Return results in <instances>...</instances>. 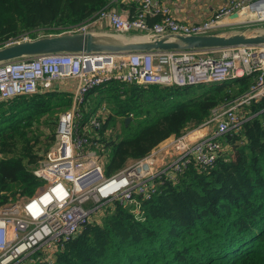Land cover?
<instances>
[{"label": "trees", "instance_id": "trees-1", "mask_svg": "<svg viewBox=\"0 0 264 264\" xmlns=\"http://www.w3.org/2000/svg\"><path fill=\"white\" fill-rule=\"evenodd\" d=\"M113 1L0 0V43L37 28L64 32L94 19ZM155 17L161 19L149 17L151 24ZM253 81L248 75L159 86L111 78L90 91L83 105L87 110L106 100L110 108L100 131L88 125V149L106 156L104 171L111 176L189 124L205 122ZM71 104L72 94L57 89L0 101V208L42 185L34 170L55 142L59 113ZM244 111L242 127L219 138L223 149L211 168L191 164L177 180L158 181L157 191L143 199L144 219L119 201L107 203L105 215L93 216L54 253L47 250L39 258L34 252L30 264H264V99ZM118 118L125 131L114 138L107 129Z\"/></svg>", "mask_w": 264, "mask_h": 264}, {"label": "built area", "instance_id": "built-area-1", "mask_svg": "<svg viewBox=\"0 0 264 264\" xmlns=\"http://www.w3.org/2000/svg\"><path fill=\"white\" fill-rule=\"evenodd\" d=\"M233 14L246 15L248 23L263 20L264 0H229L211 17L196 23L179 21L170 7L155 0H140V9L133 15L107 5L94 19L51 35L97 33L99 23L104 21L116 32L134 31L150 37L202 35L217 33L223 20ZM154 16L161 19L151 24L149 17ZM46 30L23 33L3 46L47 36ZM248 75H254L250 88L212 110L203 123L205 135L194 141L173 140L171 145H164L159 156L152 150L111 176L104 171L106 156L99 157L95 150L88 149V125L93 130L102 126L106 105L92 114L78 133L80 105L90 91L111 78L140 85L187 86ZM71 78L78 80L71 93V108L59 116L55 142L34 170L42 185L32 196L0 208V264H17L40 248L64 245L110 202L119 201L141 219L143 199L157 191L158 181L177 180L176 175L191 164L211 168L223 149L219 138L240 129L248 118L245 107L264 99V45L128 53L56 52L18 58L0 63V101L52 90L55 81ZM176 152L179 156L172 160ZM156 159L164 165L157 170Z\"/></svg>", "mask_w": 264, "mask_h": 264}, {"label": "water", "instance_id": "water-1", "mask_svg": "<svg viewBox=\"0 0 264 264\" xmlns=\"http://www.w3.org/2000/svg\"><path fill=\"white\" fill-rule=\"evenodd\" d=\"M264 45L263 32L236 31L202 35L166 34L158 37L138 36L121 40L112 34L63 33L0 47V63L18 58L56 52H113L152 50H187ZM131 117L126 119L128 125Z\"/></svg>", "mask_w": 264, "mask_h": 264}, {"label": "rangeland", "instance_id": "rangeland-1", "mask_svg": "<svg viewBox=\"0 0 264 264\" xmlns=\"http://www.w3.org/2000/svg\"><path fill=\"white\" fill-rule=\"evenodd\" d=\"M107 27H104V26H101V28H98L97 29V34H112L113 36H119V37H122V38H135V37H138V36H146L142 33H139V32H134V31H131V32H116L114 31L113 29L112 30H107L106 29ZM236 31H246V32H250V33H254V32H263L264 31V19L262 20H259L257 18V20H253L252 22H247V24H245V26H240V27H231V28H225V29H221L219 31H217V33H231V32H236ZM48 35H51L53 34L52 31L50 30H46L45 31ZM6 42V41H5ZM5 42H2L0 43V47L3 46V44ZM57 83V82H56ZM96 98V94L93 95V97H89L87 101H93L95 100ZM104 103L102 104H99L98 106L94 107V104H92V106H87V110L84 109L83 107V104L80 105V113L78 114L77 118H76V121H77V124H78V133H81L82 131V128H83V125H85L87 123V121H84L87 117H90L92 116V114L94 113V111H97L99 110L100 107H102L103 105H106V107L108 108L109 105L107 103V101H103ZM85 104V102H84ZM86 105V104H85ZM71 108V106L63 111H61L59 113V116L69 110ZM91 108V109H90ZM90 109V110H89ZM110 109V108H108ZM87 112V113H86ZM107 115V113L104 115V117ZM204 122L198 124L196 122H193L191 124H189L186 128V130L180 134L179 136H176V135H172L171 137H169L168 139L164 140L163 142H161L157 147H155L153 150H155V155L159 156V154L162 152L161 150H163L165 147L164 145H166L167 143L170 142L169 145H171L172 141L174 140L175 142H179V141H185L186 139L187 140H196V139H199L201 136L205 135L207 132H206V125L203 124ZM114 126V127H113ZM109 128L107 129L108 131H111V135H113V137H118L117 135H120L122 134V132L124 133V128H122V121H121V118H118L115 122L109 124L108 126ZM89 128H92L91 126H89ZM103 128V124L100 128H98L96 131H100L101 129ZM44 129V128H43ZM178 153L176 152L175 155L172 156V160L176 159L178 157ZM45 157H46V154L44 155V159L45 160ZM171 157V155H170ZM133 160H136V159H133ZM171 160V161H172ZM131 161V160H130ZM134 162V161H133ZM132 162V163H133ZM163 163L161 162V160H158L156 159L155 161V169H160L161 167H163ZM212 167V166H211ZM208 168V167H207ZM207 168H204V170H207ZM115 202V201H114ZM116 203V202H115ZM100 213L102 216L106 214V209H107V205L105 206H102L100 207ZM143 210V217L141 219H144V211L145 209L142 208ZM130 211L134 214V212L130 209ZM98 214V215H99ZM57 248L54 247H43V248H40L38 249L37 251H35L39 256V258H42L43 256H41L43 253H44V257H46L48 255V253H45L47 250H49L51 253H54V251L56 250ZM46 254V255H45ZM34 256L32 255L31 257H26L24 259H22L20 262H22L23 260L26 262L24 264H30L32 263L33 261Z\"/></svg>", "mask_w": 264, "mask_h": 264}, {"label": "crops", "instance_id": "crops-1", "mask_svg": "<svg viewBox=\"0 0 264 264\" xmlns=\"http://www.w3.org/2000/svg\"><path fill=\"white\" fill-rule=\"evenodd\" d=\"M155 2L161 6L166 5L170 7L173 16L179 21L196 23L211 17L220 9V7L228 3L229 0H155ZM113 7L120 12L133 15L140 9V0H115ZM153 20L157 21L159 19L158 17H155ZM246 20V15L233 14L223 20V26L220 30L228 27L245 26V24H247ZM101 26L107 27V30H112V27L108 22H100L98 28H101ZM77 84L78 80L75 78L58 80L54 82L53 89L72 93ZM108 112L109 109L106 108L104 114Z\"/></svg>", "mask_w": 264, "mask_h": 264}, {"label": "bare ground", "instance_id": "bare-ground-1", "mask_svg": "<svg viewBox=\"0 0 264 264\" xmlns=\"http://www.w3.org/2000/svg\"><path fill=\"white\" fill-rule=\"evenodd\" d=\"M263 18H264V15H263ZM117 37L120 38L121 40L131 39V38H122V37H119V36H117Z\"/></svg>", "mask_w": 264, "mask_h": 264}]
</instances>
